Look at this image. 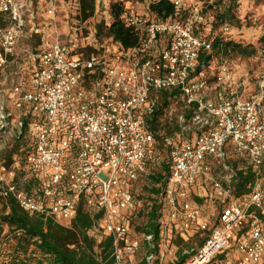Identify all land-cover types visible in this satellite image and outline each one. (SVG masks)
I'll return each instance as SVG.
<instances>
[{"label":"built area","instance_id":"1","mask_svg":"<svg viewBox=\"0 0 264 264\" xmlns=\"http://www.w3.org/2000/svg\"><path fill=\"white\" fill-rule=\"evenodd\" d=\"M42 1L54 17L58 0ZM34 2L0 0V68H29L15 72L8 91L0 82V138H18L24 113L33 116L32 147L20 174L0 163V194L60 222L75 216L80 201L100 210L112 264H175L171 232L204 239L183 250L192 253L184 264H264V84L242 99L225 90L231 75L225 65L212 83L195 71L216 37L198 32L202 10L213 1L171 0L174 17L166 20L123 8L121 18L139 40L128 49L101 39L88 20L70 25L65 37L55 30L48 38L39 27L28 28ZM32 32L41 33L40 44L20 45ZM158 90H177L193 109L189 120L178 115L177 138H164L171 165L158 198L159 247L150 251L152 235H145L148 248L138 261L141 241L130 223L134 184L155 144L147 121L154 109L150 93ZM228 148L258 174L247 194L234 193L237 173ZM201 179L210 188L197 203L190 196Z\"/></svg>","mask_w":264,"mask_h":264},{"label":"trees","instance_id":"2","mask_svg":"<svg viewBox=\"0 0 264 264\" xmlns=\"http://www.w3.org/2000/svg\"><path fill=\"white\" fill-rule=\"evenodd\" d=\"M95 0H78V20L87 21L94 13ZM235 2V0H231ZM36 5V1L34 2ZM151 11L161 20L173 18V5L170 0H157L149 5ZM124 5L120 1L110 4L109 21L101 20L97 24V32L101 39H111V43H118L124 49L139 46L137 33L124 24L121 13ZM233 5L218 10L211 24L216 28L219 24L228 22L234 17ZM0 23L3 24L0 15ZM40 44L41 33H31L30 41ZM35 46V43L33 44ZM229 52H240L247 55L252 51H246L240 44L228 38L216 36L210 52H203L198 59L195 71L206 69L214 59L226 56ZM217 77V76H216ZM214 76V79L216 78ZM154 100L152 115L148 118V129L153 133L155 144L149 150L144 165H148L152 153L156 149L165 150V137H174L180 131L172 106L178 107L179 114L185 120H189L193 107H187L180 98L177 90H158L150 93ZM23 118V133L11 139L7 145L0 148V163L8 169H14L20 174L23 158L31 149L32 135L30 123L33 116L25 112ZM170 161L163 163L160 170L149 175L151 186L148 189L149 195L144 199L146 202L144 223L141 226L134 224V219L141 213L140 208L136 210L135 216L131 217L130 223L139 236L141 246L148 248L144 239L145 235H152L153 248L150 251L156 252L159 247L161 227L159 224L158 198L163 186L170 174ZM234 167H236L234 165ZM237 181L234 183L236 196L247 194L255 184L258 174L251 165L236 169ZM194 202L204 203L203 197H198L191 192ZM142 199L136 196V201ZM102 212L90 210L83 201L78 204L75 216L67 223L54 220L52 217L44 216L35 212L22 209L12 196L0 194V264H112L111 257L112 239L103 231L101 224ZM169 239L176 249L175 264H184L192 253H184L185 248L195 246L192 241L184 240L179 235L169 234ZM203 237L197 239L198 245L203 242ZM149 251V249H148ZM140 264H144L143 261Z\"/></svg>","mask_w":264,"mask_h":264},{"label":"rangeland","instance_id":"3","mask_svg":"<svg viewBox=\"0 0 264 264\" xmlns=\"http://www.w3.org/2000/svg\"><path fill=\"white\" fill-rule=\"evenodd\" d=\"M36 5H34L35 13L38 12V15L35 16V19L33 22H29V27H32L34 24V27H39L42 31V35H45L46 37L50 38L55 32V30L58 33H61L60 28L66 24L68 26L74 25L79 20L78 18V0H64V2H61L60 0L57 1V10L54 17H48L46 13L45 4L42 0H35ZM115 1L120 0H105L104 5H102L101 9L96 11L94 10V13L91 18L88 19V25L92 23H96V25L101 21H109L108 16V6ZM194 1H202V0H194ZM213 4H208L206 7L202 10L203 15V23L199 26L200 30L202 32H207L208 28H211L212 26V34L215 36H221L223 38H228L229 36L234 37V41H241L243 43H250L249 45H252L255 49V55L252 57H240L231 52V55L227 57L228 62H233L235 64L237 63H243L245 62L247 64V71L249 73L250 79L252 81H256L258 79H262L264 77V10H260L258 12L256 19L254 18L253 12H248L246 16L247 24L244 25L241 22L238 23L237 17H241L240 8L239 6L233 8V15L231 19L228 20V22H225L228 29L227 31H224L222 29V24H219L216 28H213V25L211 24L213 18H215V14L220 9H225L228 4L229 0L217 1L212 0ZM124 5V2H122ZM108 5V6H107ZM125 8V7H124ZM132 8V7H129ZM135 11L139 12L135 8H132ZM68 13V16H63L64 14ZM140 13V12H139ZM189 14V13H188ZM188 16V15H187ZM186 17V15H184ZM241 21V20H240ZM203 27V28H201ZM56 28V29H55ZM246 38H243V37ZM248 39V40H247ZM250 41V42H249ZM36 41H30V38L26 41H22L20 45H33ZM110 44V42H107ZM225 56L218 58L217 60H212L209 64V66L205 69L204 77L209 81V76H218L221 73L222 63L225 61ZM222 62V63H221ZM227 69H229L230 73L232 70L228 67V64L225 65ZM259 68V73L257 76L253 73L254 70H257ZM28 72L29 68H24V65H20L18 63H11L8 64L3 69L0 68V82L1 87L3 89L7 90L10 88L11 84L9 83L10 80L16 79V73L18 74ZM255 76V77H254ZM257 92L254 91L253 93ZM213 93V92H212ZM6 95V94H5ZM8 95V94H7ZM175 118V114L179 115L178 107L175 105L172 106ZM178 121V118H177ZM190 135V132H188ZM185 136H188L185 134ZM177 138V134L175 135ZM11 138L9 136L0 138V148L4 147L9 143ZM230 159V158H229ZM168 161V154L165 150H159L156 149L154 153H152L150 159L148 160V165L146 166V169L144 172L141 173V176L139 177L138 183H137V193H139V196L142 197L139 201V208L141 213L136 216L134 219V224L137 226H141L144 223V216H145V198L149 195L148 189L151 186V182L149 179V175L152 173L158 171L161 169L163 163ZM241 163V162H240ZM238 163V164H240ZM245 166V165H244ZM214 173H217L219 175H224L225 171H222L218 168L214 169ZM199 188L201 191V195H205L209 191V183L206 180L201 179V181H198L196 189ZM204 197V196H202ZM190 199L192 200V197L190 196ZM67 223V222H64ZM143 249V248H142ZM144 251V249H143ZM143 256V253L138 250L134 254V259L140 260Z\"/></svg>","mask_w":264,"mask_h":264},{"label":"crops","instance_id":"4","mask_svg":"<svg viewBox=\"0 0 264 264\" xmlns=\"http://www.w3.org/2000/svg\"><path fill=\"white\" fill-rule=\"evenodd\" d=\"M61 2H64V0H60ZM157 0H120V2H124V7H132L135 8L136 10H138L141 14L150 17V18H157V16L151 11L149 5ZM171 1V0H170ZM105 0H95L94 2V10L95 12L100 10L102 5H104ZM233 5L234 7L239 6L240 8V13L242 14L241 17H237L238 23L241 22L242 24L246 25L247 21H246V16L248 14V12H253L254 14V18L256 19V16L258 14V12H260V10H264V0H235V2H231L229 1V5ZM108 6V5H107ZM227 6V7H228ZM108 8V16H109V8L110 5L107 7ZM232 8V9H233ZM221 10V9H220ZM33 12H34V17L31 20V22L34 21L35 16L38 15V12L35 13L34 7H33ZM69 14L66 13L63 16H68ZM241 20V21H240ZM32 27H34V24L32 25ZM203 28V27H201ZM61 35L62 37H65L66 34L70 31V26H68V24L65 23V25H63L61 28ZM200 35H207L209 33H212V26L211 28H208L207 32H202V30H198ZM243 37V36H242ZM234 37L229 36L228 40H231L233 42ZM246 38V37H243ZM248 40V39H247ZM250 42V41H249ZM235 43L240 44L242 47H244L246 49V51H252L251 54L247 55L245 53H240V52H233L234 54H236L237 56L240 57H252L255 55V49L254 47H252V45H249L250 43H243L241 41H237ZM231 55V52L227 53V55L225 56V61L226 62H221L223 65L228 64V67L232 70L231 75H230V80H229V87L228 89H225L226 91H233L234 95L238 98H242V99H246L251 93H253L254 91H259L261 89V85L264 84V77H262V79H258L256 81H252L250 79L249 73L247 71V64L245 62L241 63H233V62H228L227 61V57H229ZM215 60V59H214ZM205 72V69L203 70V74ZM206 73V72H205ZM253 73L255 74V76H257V74L259 73V68H257V70H254ZM254 76V77H255ZM216 77V76H215ZM210 83L214 82V75L213 76H209ZM261 120L264 121V106L262 107V112H261ZM228 150V158L230 163H232L233 165L236 166V169L239 168H243L246 167L247 164V160L236 154L233 150H231L230 148L227 149ZM241 162V163H240ZM240 163V164H238ZM245 165V166H244ZM146 169L145 165L143 164L140 168L139 174H138V179L136 180L135 184H134V192L136 193V196L139 195V193H137V183L139 180V177L141 176V173L144 172ZM194 191L192 192V194L198 196V197H202L203 195H201V191L199 190V188L196 189V187L194 186ZM192 188V189H193ZM192 197V196H191ZM204 198V197H203ZM136 204V210L139 209V205L137 203V201L135 202ZM199 238L198 234H195L193 236H190L187 241H192V243H195V245H198V243L196 242L197 239ZM144 251H143V249ZM140 252L145 253L146 248L141 246L140 247Z\"/></svg>","mask_w":264,"mask_h":264}]
</instances>
